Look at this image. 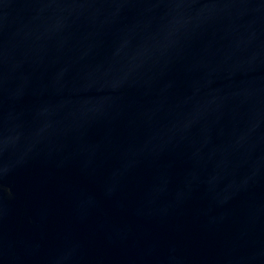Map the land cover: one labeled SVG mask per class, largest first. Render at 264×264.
Here are the masks:
<instances>
[{"label":"water","instance_id":"water-1","mask_svg":"<svg viewBox=\"0 0 264 264\" xmlns=\"http://www.w3.org/2000/svg\"><path fill=\"white\" fill-rule=\"evenodd\" d=\"M0 264H264V0H0Z\"/></svg>","mask_w":264,"mask_h":264}]
</instances>
